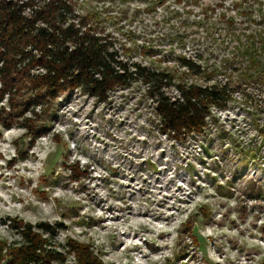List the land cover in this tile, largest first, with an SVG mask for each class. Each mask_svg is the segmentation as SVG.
<instances>
[{
  "label": "rangeland",
  "instance_id": "1",
  "mask_svg": "<svg viewBox=\"0 0 264 264\" xmlns=\"http://www.w3.org/2000/svg\"><path fill=\"white\" fill-rule=\"evenodd\" d=\"M74 2L124 60L204 85L176 61L202 56L232 83L231 103L181 139L138 84L105 103L73 91L25 109L30 130L0 127V220L61 223L58 242L88 244L104 264H264V87L231 57L233 35L264 41V0Z\"/></svg>",
  "mask_w": 264,
  "mask_h": 264
},
{
  "label": "trees",
  "instance_id": "2",
  "mask_svg": "<svg viewBox=\"0 0 264 264\" xmlns=\"http://www.w3.org/2000/svg\"><path fill=\"white\" fill-rule=\"evenodd\" d=\"M234 7L233 15L247 14L242 3ZM76 8L74 0H0V127L30 130L33 124L23 117L25 109L42 108L67 92L79 91L105 103L116 89L138 84L154 104L161 131L181 139L202 134L214 112L231 103L232 83L215 80V68L206 72L202 56L197 62L184 57L176 61L179 68L201 77L204 85L177 82L169 73L124 60L100 32L98 15H81ZM232 39L236 45L231 57L237 58L232 61L237 66L239 60L250 64L254 75L247 82L264 87V41L252 35ZM225 63L228 67L223 69L232 68L233 63ZM170 90L176 96L170 97ZM1 227L12 239L0 238V264H104L88 244L58 242L65 229L61 223L5 218Z\"/></svg>",
  "mask_w": 264,
  "mask_h": 264
}]
</instances>
